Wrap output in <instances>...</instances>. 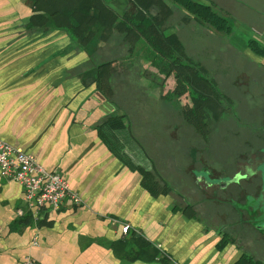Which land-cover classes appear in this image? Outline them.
I'll return each mask as SVG.
<instances>
[{
  "label": "crops",
  "instance_id": "0c3cea01",
  "mask_svg": "<svg viewBox=\"0 0 264 264\" xmlns=\"http://www.w3.org/2000/svg\"><path fill=\"white\" fill-rule=\"evenodd\" d=\"M83 1L0 0V137L60 171L82 199L33 218L21 184L0 174V264L27 255L35 264H171L156 243L181 264H264L261 206L248 202L257 194L201 167L205 147L190 143L202 132L165 115L166 102L194 101L182 86L184 59L210 78L211 66L222 68L227 82L223 60L232 57L238 83L256 85L239 96L264 102V56L248 45H264V0H197L225 15L228 31L174 0ZM79 3L77 35L55 25L52 11ZM121 99L131 102L128 117H111ZM225 120L212 116L213 129Z\"/></svg>",
  "mask_w": 264,
  "mask_h": 264
},
{
  "label": "rangeland",
  "instance_id": "374dc122",
  "mask_svg": "<svg viewBox=\"0 0 264 264\" xmlns=\"http://www.w3.org/2000/svg\"><path fill=\"white\" fill-rule=\"evenodd\" d=\"M223 62L227 64L224 71H222L223 74L224 73L227 74V77H226L227 82H225L224 76L220 73V71L223 69L222 68H220L219 70L214 69L213 67L215 66H211V79L215 82V78L213 77L212 74L213 73L216 74L215 71H219L220 79L219 78L218 79L221 82H218V84L215 82L218 87V90L221 93H223L221 89L223 88V86L227 87L229 93L233 97L232 102L230 100H228L227 102H224V101L221 102L222 105L224 106L229 105L230 107V109L228 107L225 108V110L221 113L223 119H228L230 120L229 122L225 124L221 123L220 126L216 124L217 125L216 129H213V127L211 128V105L213 107L212 108L213 118L220 116L218 115L220 114L219 108L216 109L215 105H213L215 101L212 99H211V102H199L200 104L205 103V105H207L206 107L210 108L208 109V112H209L208 117L204 118L207 121L206 124L203 123V120H204L203 118H199L200 120L196 119V121L200 122V126H202L200 127V130L196 129L195 124L191 123L189 120V116L192 115L191 107L194 102H166L167 111L165 112V115H169V117L182 116L183 118L179 119L178 125L182 126L183 130L191 132V134L193 133L192 131L194 132L200 131L202 132V134H204V131L206 132L211 131V136L209 135L211 138L209 137L203 138L202 137L203 135L201 134L199 136H196V138L194 139L195 141L192 140L190 144H192L194 147H197V148L205 147L203 151L201 150L199 151L201 152V154L204 155V156H201L202 159L200 158L199 162H201V167H206L207 164L211 165V160L215 161L214 163H216L217 166L216 165H212V166H214L215 172H219L218 174H214L216 175V177L221 176L220 174H224L226 169L231 170L234 167V162H235L236 157L238 161L239 160L243 161V157L245 155L247 156L250 152L255 151V147H258L257 144L251 141L249 144H246L245 140L248 137L251 138V136H253L256 131H259L258 128H260V125H261V123L259 122V119H261V115L263 114L262 108L264 107V102H252L250 100H245L244 98H246V96H244V98L239 96L240 92H237V91H240L241 87L247 88L249 85L252 88H256L255 84L248 82V81L242 85L238 83V82L242 83L241 78L243 77V73H242L243 71H242V68L239 67L240 66L239 63H237L238 65L236 64L237 66L236 68H234L233 65L230 66L231 64L235 63L232 57H227L226 59L223 60ZM218 65H220V63H218ZM223 66L224 64H222V66L220 67H223ZM237 70H238V74L236 75ZM250 72L251 70L247 72L248 78L251 76ZM130 77L131 75L129 76V78ZM235 79L236 81H234ZM114 81L115 80L113 79L112 80L113 87L115 88V85L116 87H118L117 83H115ZM182 86L184 88V91H187V93H190V95L191 93L192 95H196V92L192 90L189 84L184 83V85ZM121 87L124 88V86H121ZM115 89H118V88H115ZM119 103L121 104V106L124 107V109L129 111L131 102L123 101L121 99ZM226 115H229V116L225 117ZM235 115L238 117L237 119L235 118ZM169 125H171V127L175 126L174 123H170V122H169ZM196 139L198 140V142ZM254 163H256L255 164L256 167L257 166L261 167L260 162L259 163L254 162ZM235 166L238 167V165H235ZM200 171L203 172L204 169ZM219 179L222 180L221 177ZM232 188L233 186H231V189ZM221 190L222 189H214L211 191V195H221L222 196L224 191H221ZM256 200L258 203H261L262 206L264 207V199L261 200L260 197L256 198L255 200H251V198H249L248 202L253 204L256 202ZM259 214L261 217L258 218L259 219L258 223H261L262 225H264V212H261Z\"/></svg>",
  "mask_w": 264,
  "mask_h": 264
},
{
  "label": "built area",
  "instance_id": "2783aa9c",
  "mask_svg": "<svg viewBox=\"0 0 264 264\" xmlns=\"http://www.w3.org/2000/svg\"><path fill=\"white\" fill-rule=\"evenodd\" d=\"M0 174L17 180L23 187V199L31 208L33 218L41 216L43 208L58 209L65 200L73 204L82 203L79 193L71 188L68 180L57 169H49L38 162L35 156L22 147L0 137ZM22 213L23 210L19 209ZM130 226L123 223L122 232L126 234ZM1 229V226H0ZM35 242V241H34ZM161 255L171 264H181L173 259L160 243L155 244ZM20 264H35V259L27 255Z\"/></svg>",
  "mask_w": 264,
  "mask_h": 264
},
{
  "label": "trees",
  "instance_id": "16d2710c",
  "mask_svg": "<svg viewBox=\"0 0 264 264\" xmlns=\"http://www.w3.org/2000/svg\"><path fill=\"white\" fill-rule=\"evenodd\" d=\"M174 1L182 5L183 8H185L189 13L196 15L201 20L211 24L216 29L224 30V31H228L230 29L229 19L225 15L215 10L212 7V5L197 0H174ZM83 2H86V0H84ZM81 5L82 3H79L78 5L72 7L67 6L65 9H62L59 12L58 9L56 8L54 11L50 13L51 15L52 13H55V16L51 17L50 15V17L55 19L56 26L66 27L70 29L75 35H77L76 30H78V27H80L78 22L79 18L78 17L72 18V15L75 14L74 9L80 8ZM67 10L69 11L67 12ZM64 15L66 16L65 18ZM144 18L145 17L141 19V23H143ZM134 28L145 37V39L149 42L150 45H152L155 49L162 51L160 44L155 42L153 38L150 36V34L146 33V31L142 27L137 25ZM155 29H156V34H159L161 36L160 27L155 26ZM248 45L253 51L264 56V45L259 43L257 40L253 38L250 39L248 41ZM171 62L175 64V60H172ZM179 65L183 66L185 82L189 84L192 90L196 92V95H192L191 93L192 98H194L193 101L194 103L191 107L192 115L189 116V120L191 123H194L195 127L199 128L200 130V127L202 126H200V122L196 121V119L199 118L204 119L205 117H208L209 114L208 109L210 108L206 107L207 105H205V103L200 104L199 102H208L209 100L211 101V99L214 100L215 103L213 105H215L216 109L219 108L220 114L218 115H221V113L225 110V108L228 107L230 109L229 105L224 106L221 103L223 101L227 102L228 98L218 90L216 83L209 76L206 75V73L203 70V67L200 64H197L192 60L184 59L183 62ZM188 66H190V68L193 71L188 70L189 69ZM117 107L119 113L112 114L111 117H116V116L128 117L126 109H124V107L121 106L120 103L117 104ZM212 108L213 107L211 105V116L213 115ZM206 122H207L206 119H204L203 123L206 124ZM160 256L161 258L163 257L165 258L164 255H159V257Z\"/></svg>",
  "mask_w": 264,
  "mask_h": 264
},
{
  "label": "flooded vegetation",
  "instance_id": "af4514ba",
  "mask_svg": "<svg viewBox=\"0 0 264 264\" xmlns=\"http://www.w3.org/2000/svg\"><path fill=\"white\" fill-rule=\"evenodd\" d=\"M262 109H263V114L261 115V119H259V122L261 123L260 128H258L259 131H256L254 135L251 136V138L248 137L245 140L246 144H249L251 141L257 144L258 147H255V151L250 152L247 156L245 155L243 157V161L241 160L238 161L236 157L234 162V167L231 170L226 169L224 174H220L221 176H217L219 178L220 177L222 178L221 181L228 180L227 182H232L233 180H236V177H240V181L242 182V184H244L245 187L244 188L245 193H247V195L256 193L257 197L258 198L260 197L261 200L264 199V107ZM235 118L237 119L238 117L235 115ZM229 121L230 120H225L224 122L227 123ZM224 122L220 121L219 123H224ZM219 123L217 122L218 126H220ZM211 128H212V122H211ZM254 140H256L257 142ZM214 162L215 161L211 160V175L216 176L214 174H218L219 172H215L214 166L212 165L217 166V164ZM254 162H258V163L260 162L261 167L258 166L256 167L255 166L256 163ZM235 165H238V167H236ZM238 168L239 170L236 171V169ZM260 204L259 206H261V212H264V207L262 206V204L261 205ZM261 226L264 228V225Z\"/></svg>",
  "mask_w": 264,
  "mask_h": 264
}]
</instances>
